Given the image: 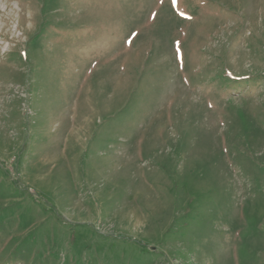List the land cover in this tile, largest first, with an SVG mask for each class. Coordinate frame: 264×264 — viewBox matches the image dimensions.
I'll list each match as a JSON object with an SVG mask.
<instances>
[{
    "label": "rangeland",
    "instance_id": "obj_1",
    "mask_svg": "<svg viewBox=\"0 0 264 264\" xmlns=\"http://www.w3.org/2000/svg\"><path fill=\"white\" fill-rule=\"evenodd\" d=\"M0 264H264V0H0Z\"/></svg>",
    "mask_w": 264,
    "mask_h": 264
},
{
    "label": "snow or ice",
    "instance_id": "obj_2",
    "mask_svg": "<svg viewBox=\"0 0 264 264\" xmlns=\"http://www.w3.org/2000/svg\"><path fill=\"white\" fill-rule=\"evenodd\" d=\"M173 3H175V0H173ZM182 15H183V13H182Z\"/></svg>",
    "mask_w": 264,
    "mask_h": 264
}]
</instances>
